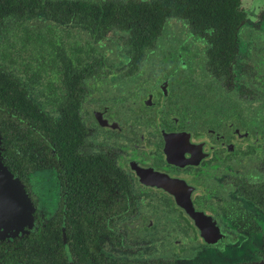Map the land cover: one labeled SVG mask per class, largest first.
I'll use <instances>...</instances> for the list:
<instances>
[{"label":"flooded vegetation","instance_id":"1","mask_svg":"<svg viewBox=\"0 0 264 264\" xmlns=\"http://www.w3.org/2000/svg\"><path fill=\"white\" fill-rule=\"evenodd\" d=\"M0 81V264L264 263V0H0Z\"/></svg>","mask_w":264,"mask_h":264},{"label":"water","instance_id":"2","mask_svg":"<svg viewBox=\"0 0 264 264\" xmlns=\"http://www.w3.org/2000/svg\"><path fill=\"white\" fill-rule=\"evenodd\" d=\"M27 201V194L21 182L3 167L0 159V222L9 218L10 229L17 228L21 219L29 217L30 210L23 207L28 204ZM2 212L4 215L1 214Z\"/></svg>","mask_w":264,"mask_h":264},{"label":"trees","instance_id":"3","mask_svg":"<svg viewBox=\"0 0 264 264\" xmlns=\"http://www.w3.org/2000/svg\"><path fill=\"white\" fill-rule=\"evenodd\" d=\"M2 89H3V83L2 81H0V102L2 101Z\"/></svg>","mask_w":264,"mask_h":264}]
</instances>
